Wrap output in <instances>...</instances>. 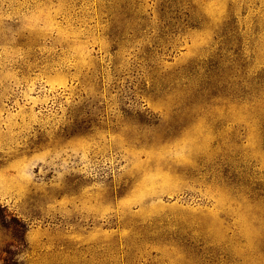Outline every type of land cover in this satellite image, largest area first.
Segmentation results:
<instances>
[{
	"label": "rangeland",
	"instance_id": "obj_1",
	"mask_svg": "<svg viewBox=\"0 0 264 264\" xmlns=\"http://www.w3.org/2000/svg\"><path fill=\"white\" fill-rule=\"evenodd\" d=\"M0 264H264V0H0Z\"/></svg>",
	"mask_w": 264,
	"mask_h": 264
}]
</instances>
